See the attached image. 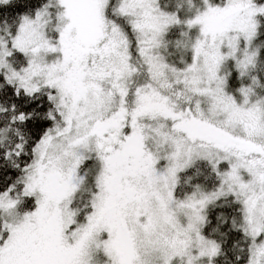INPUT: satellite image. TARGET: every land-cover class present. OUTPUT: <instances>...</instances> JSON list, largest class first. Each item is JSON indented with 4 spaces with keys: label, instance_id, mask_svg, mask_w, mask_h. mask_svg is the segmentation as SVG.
I'll list each match as a JSON object with an SVG mask.
<instances>
[{
    "label": "snow or ice",
    "instance_id": "snow-or-ice-1",
    "mask_svg": "<svg viewBox=\"0 0 264 264\" xmlns=\"http://www.w3.org/2000/svg\"><path fill=\"white\" fill-rule=\"evenodd\" d=\"M0 264H264V0H0Z\"/></svg>",
    "mask_w": 264,
    "mask_h": 264
}]
</instances>
